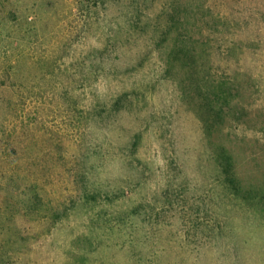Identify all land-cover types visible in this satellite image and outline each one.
<instances>
[{
	"label": "rangeland",
	"instance_id": "1",
	"mask_svg": "<svg viewBox=\"0 0 264 264\" xmlns=\"http://www.w3.org/2000/svg\"><path fill=\"white\" fill-rule=\"evenodd\" d=\"M0 264H264V0H0Z\"/></svg>",
	"mask_w": 264,
	"mask_h": 264
}]
</instances>
